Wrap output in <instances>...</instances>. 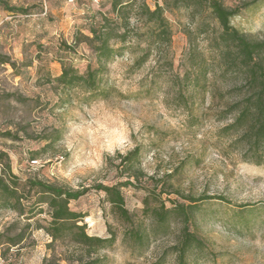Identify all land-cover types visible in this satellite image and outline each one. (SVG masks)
<instances>
[{
    "label": "rangeland",
    "instance_id": "1",
    "mask_svg": "<svg viewBox=\"0 0 264 264\" xmlns=\"http://www.w3.org/2000/svg\"><path fill=\"white\" fill-rule=\"evenodd\" d=\"M111 1L7 0L29 8L27 16L0 8V56L8 59L0 64V153L11 173L21 182L35 178L74 190L113 185L128 177L119 156L138 148L134 167L142 175L138 181L130 178L136 188L121 190L126 208L150 237L143 247L123 243L124 225L104 195L91 190L69 208L84 216L88 235L106 238L113 232L115 242L90 258L98 264H176L170 249L179 240L180 221L171 219L168 230L154 233L142 209L145 198L150 205L159 198L167 208L187 203L178 191L225 199L197 203L191 230L205 248L190 251L188 264H264V165L243 161L233 144L236 136L221 135L232 121L225 109L234 81L222 78L210 49L217 26L208 14L174 8L170 0H120L133 5L124 28L128 38L115 43L122 56L107 64L99 92L64 91L53 81L61 71L60 57L80 74L89 62L95 65L92 46L83 37H90L93 21L98 26L103 14L114 18ZM222 1L241 8L231 21L236 29L264 41V0ZM155 3L164 8L168 43H152L149 35L142 5L153 10ZM63 43L74 50H65ZM145 53L146 62L133 69ZM48 220L44 213L25 219L0 208V233L12 225L10 235L25 229L19 245H0V264L86 262L81 248L68 239L52 242L37 228Z\"/></svg>",
    "mask_w": 264,
    "mask_h": 264
},
{
    "label": "trees",
    "instance_id": "2",
    "mask_svg": "<svg viewBox=\"0 0 264 264\" xmlns=\"http://www.w3.org/2000/svg\"><path fill=\"white\" fill-rule=\"evenodd\" d=\"M169 2L174 8H196L199 13L208 14L216 23L217 30H214L210 39V49L218 60L222 78L234 81L226 91V94L231 96L232 102L225 109L226 115L232 116V121L221 130V135L236 136L233 144L240 148L243 161L264 165V41L251 39L236 29L231 21L239 15L241 8L227 7L222 0H170ZM110 6L114 18H108L103 14L98 26H95L93 21L90 37H83L84 42L92 46L95 65L89 62L85 72L80 74L61 57L58 59L61 71L53 81L62 90L71 91L81 88L86 93L95 95L100 90L101 76L103 74L104 77L107 64L122 56L121 47H115V43L122 45L128 38V32L125 30L128 27L127 14L133 5L132 3L122 5L120 0H112ZM0 8L11 15L29 14V8L12 6L7 0H0ZM142 10L146 23L151 25L149 35L150 38H154L152 43L160 41L168 43L170 31L163 16L164 8L155 3L153 10L146 5H142ZM207 28L209 29V25ZM203 32L208 33V31ZM111 40L114 43H110ZM63 47L67 51L74 50L73 47L66 46V43H63ZM146 59L147 53L134 62L133 69H139ZM6 63L8 59L0 56V64ZM218 92L220 93L219 90ZM221 95L224 97L223 93ZM138 155L139 149L135 148L119 156L121 172L128 176L124 182L113 185L99 183L74 190L35 178L21 182L11 173L7 156L0 153V163H3V173L0 174V208L14 211L25 219L37 214H46L49 220L45 225H38L37 228L42 229L52 242L68 239L81 248L89 257L81 264H98L99 259H92L91 255L110 248L115 242V234L110 232L109 237L106 238L88 235L86 224L83 223L84 216L69 208L71 201H77L94 190L104 195V200L109 203L112 213L124 225L122 242L134 247H143L150 235L144 225L136 221L135 215L126 208L121 190L127 186L137 187L130 178L138 181L142 175L141 171L134 167ZM31 194L36 196L35 199ZM176 194L187 203H173L172 207L167 208L159 198H156L154 205H150L148 198H145L142 214L152 222L154 233L168 230L171 219L180 221L179 240L170 251L175 256L176 264H188L187 255L190 251L205 248L204 241L191 230L198 208L197 203L204 200L225 199L220 196L194 198L184 196L178 191ZM13 229L14 225L6 231L7 233H0V245L13 247L25 239V229L10 235Z\"/></svg>",
    "mask_w": 264,
    "mask_h": 264
},
{
    "label": "built area",
    "instance_id": "3",
    "mask_svg": "<svg viewBox=\"0 0 264 264\" xmlns=\"http://www.w3.org/2000/svg\"><path fill=\"white\" fill-rule=\"evenodd\" d=\"M54 1H56V2H65V3H67V4H72V3H74L76 0H54ZM90 4H92V5H99L102 1H104V0H87Z\"/></svg>",
    "mask_w": 264,
    "mask_h": 264
}]
</instances>
